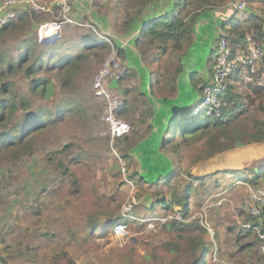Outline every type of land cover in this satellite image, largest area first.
Instances as JSON below:
<instances>
[{
  "label": "rangeland",
  "instance_id": "obj_1",
  "mask_svg": "<svg viewBox=\"0 0 264 264\" xmlns=\"http://www.w3.org/2000/svg\"><path fill=\"white\" fill-rule=\"evenodd\" d=\"M39 1L46 9L35 14V19L30 18L29 22L35 24L41 20L37 29L44 21L63 22L58 41L53 43L56 48L51 50V59L44 61L43 67L31 77H50L53 93L46 99L40 94H31L29 80L21 71L10 73L9 77L15 80L11 89L31 97L28 111L41 115L44 121L31 133L32 153L13 160L9 153H0V264H50L52 254L60 249H65L76 264H190L193 261L191 254L182 252L175 257L162 247L159 233L168 220L159 224L156 230L158 222H155V228L147 225V218L172 214L176 208L181 210L184 220L203 224L207 230L203 237L210 239L208 242L212 241V245L215 242L224 254L234 253L236 232L228 228L244 223L239 208H246L247 188H232L226 195L216 196L218 189L224 188L223 181L218 188L206 191L195 190L191 186L187 213L177 203H173L171 208H161L159 204L153 210L148 207L156 202L157 192L163 189L164 180L158 181L161 175L173 173L170 184L180 195L190 174H201L199 160L194 162L193 158L197 153L195 148L182 145L177 153L172 151L170 144L165 148L161 146V137L166 133L159 128L158 121H161V113H169L171 106L167 109V102L156 100L160 97L156 89L158 85L154 84L152 91L148 89L141 93L153 69H162L164 64L173 69L178 64L177 51L173 53L172 61H166L169 51L161 53L153 47L127 41L124 21L129 7L123 6L127 0ZM261 3L262 0H249L247 8L237 13L238 17L244 20L249 14L260 12ZM166 7V0L155 2L157 12ZM221 9L202 12V17L197 18L194 24L191 45L182 49L184 68L179 78L178 97L175 104L172 103L174 108L171 111L177 117H174L175 123L189 120L190 116L185 114L198 99V95L194 98L197 89L192 95L191 84L195 86L210 78L218 32L224 30L222 21L230 13ZM68 19L72 22L68 23ZM92 21L105 26L101 29L106 33L100 31L98 34ZM31 26L23 29L26 36L37 30ZM87 35L102 37L104 46L87 50V56L79 66H74L75 70L70 73H64L68 80L64 87L56 79L54 71L46 68L80 52ZM136 35L138 32L134 33ZM110 40L114 41L125 73L128 72L113 85L121 96L122 104L127 106L125 113L118 115L131 125L130 132L113 140V147L110 146L107 124L102 119L103 100L96 97L92 89L95 73L110 53ZM21 52L15 31L0 37V69L6 70L8 58H16ZM262 59L257 70L260 66L264 68ZM4 79H0V83ZM155 82L156 76L153 77ZM259 82L264 84V75ZM24 114L25 111H15L8 126L13 128L11 125L20 121ZM255 116L253 110L243 114L239 126L251 129ZM155 130L160 131V138H152ZM128 147L131 155L127 166L120 155ZM66 166L79 176L78 190L70 188L68 174L63 173ZM131 172L132 177L129 176ZM255 172L260 170L255 168ZM167 196L172 200L171 194ZM185 201L183 196L182 205ZM123 213L131 215L126 222L127 233L123 236L113 230V225L120 221L114 223L111 220L106 228L92 227V216L113 218ZM198 233L196 228L191 232ZM212 250L211 246L206 254L207 263ZM202 254L194 264H201ZM256 254L249 256L255 258Z\"/></svg>",
  "mask_w": 264,
  "mask_h": 264
},
{
  "label": "trees",
  "instance_id": "obj_2",
  "mask_svg": "<svg viewBox=\"0 0 264 264\" xmlns=\"http://www.w3.org/2000/svg\"><path fill=\"white\" fill-rule=\"evenodd\" d=\"M158 0H127L123 3L127 9L125 12V36L127 41L134 44H143L146 47H153L157 51L166 54V61H172V55L175 51L178 53V64L173 69H168L164 64L162 69H153L148 74L147 84L143 87L141 93L152 91L153 85L157 84L156 88L159 92V96L156 100H163L167 102V109L161 113V121L159 128L165 130V135L161 137V146L165 148L167 144H170L172 151L178 153L182 145L195 148L197 153L193 157L194 162L197 160L208 159L215 154L238 144H248L252 142L264 141V84H259L264 68L257 70L259 62L256 65V72L252 74L251 81L239 80L233 82L223 95L224 108L223 112L219 116H206V117H190L187 122L175 123V114L172 111L175 104V100L179 93V78L184 68L183 52L182 49L189 47L192 43V34L194 30V24L197 18L202 17V12L205 10H216L222 8L221 11H228L224 8V5L229 0H166L167 9L155 11V2ZM239 1V0H235ZM184 9V10H183ZM260 12L249 14L246 19L242 20L238 17V14H232L227 20L228 26L224 28L226 38L233 46L242 45L245 42L247 33L253 34L258 42L264 45V0H262ZM217 11V10H216ZM155 16H152L154 15ZM35 14H32L28 10H21L20 16L17 21H12L0 28V37L4 36L10 31H15L18 39V47L22 52L16 58L9 57L6 70L0 69V79L5 78L0 83V153H9V157L13 159L21 158L26 154L32 153V131L40 127L43 124V118L41 115L28 111L30 109V98L27 94L21 91H13L11 88L15 84V80L10 78L12 71H21L26 79H28V87L31 94H40L41 98H47L53 93V80L47 76H35L44 64V61L50 60L51 50L56 48L53 43H42L37 40V30L30 36H26L23 33L25 27H30ZM227 16V15H226ZM224 16V18L226 17ZM223 17V16H222ZM223 18V19H224ZM188 19V21H186ZM41 20L35 21L32 24L37 29V24ZM92 26L97 30L98 34L104 32L101 28L105 27L99 25L97 22L92 21ZM104 29V28H103ZM107 29V28H105ZM138 32V35L134 36V33ZM111 41L110 49L114 46V41ZM84 47L76 55H71L68 59H63L61 62H54L48 68L47 71H54L56 79L64 87L68 83L64 73L72 72L75 70L74 66H79V62L84 60L87 56V50L93 48L102 49L104 46V40L102 37H96L87 35L83 39ZM108 46V45H106ZM48 47V48H46ZM109 47V46H108ZM116 48V47H115ZM38 50V51H37ZM117 50V48H116ZM118 52V50H117ZM122 52V50H120ZM2 55V53L0 54ZM119 55V52H118ZM155 57V56H154ZM48 58V59H47ZM154 60V59H153ZM264 60V58L262 59ZM160 70H164V73H160ZM162 72V71H161ZM128 72H124V76ZM123 76V77H124ZM156 76V82L153 83V77ZM158 76V78H157ZM123 77L120 79L122 80ZM69 78V77H68ZM192 79V78H191ZM118 82L115 83V85ZM192 83V81H191ZM192 95L194 90L197 91L194 94V98L201 91L199 82L191 84ZM197 85V87H196ZM152 93V92H151ZM128 92L125 90V95ZM128 96V95H127ZM126 101H127V97ZM195 104V103H194ZM193 104V105H194ZM192 105V107H193ZM126 103H123L119 113L123 114L126 111ZM163 107V106H162ZM253 110L256 113L254 117V123L252 131H248L239 126V120L243 114ZM15 111H25L24 116L20 121H17L11 128L8 126V121ZM189 111L187 112L188 115ZM169 114V115H168ZM177 118V117H176ZM156 121L154 120L153 123ZM152 138H160V131L155 130ZM160 146V147H161ZM129 147L121 151L120 157L124 159V165H130ZM1 162V161H0ZM182 169V167H180ZM135 171V170H133ZM63 173L68 174L70 188L78 190L79 188V176L67 166L63 168ZM173 173L166 176H160L158 181L164 180L161 191L157 192V200L151 203L149 209H156V205H160L161 208H171L173 203L182 206V210L187 213L190 209L189 203V191L191 186L195 190L210 188H218L221 180L217 177L216 173H209L202 176L193 175L189 176L186 188L183 193L178 195V192L173 190L170 184V179ZM129 176H133L131 172ZM250 184L264 183V169H261L259 174L255 175L253 168L248 170V174L243 178ZM195 184V185H194ZM171 194V199L167 194ZM185 196V204L182 205L181 200ZM246 208H239V213L242 216L244 223H251L258 225L262 231H264V209L261 216L255 219L249 212V199ZM147 207V208H148ZM240 207V206H239ZM135 214V213H134ZM111 220L115 222L129 220L128 216L120 214L111 218L99 219L97 216H92L90 221L93 229L97 227H108ZM113 223V224H114ZM112 224V225H113ZM236 227V228H234ZM199 231L198 234H191L194 229ZM232 232H236V249L234 253L229 255L224 254L220 247H217V257L229 264H264V255L258 251L259 238L257 233L253 229L246 228L241 225H233L228 228ZM206 228L200 221L189 220H177L172 219L165 223L159 233L161 237V245L165 250L171 252L175 257H179L182 252L191 254L193 261L190 264H194L197 258L202 252L201 264H216L209 259V263L206 261V254L211 249L212 241L208 242L203 237V233H206ZM208 233V232H207ZM209 235V234H208ZM218 234H215V240H217ZM244 238V240H243ZM219 248L221 250H219ZM222 251V252H221ZM257 252L255 258H251L249 255ZM259 252V253H258ZM244 253L247 256H240ZM244 259L247 261L245 262ZM50 264H76L75 259L65 250L60 249L58 252L53 253L51 256ZM222 264V263H217Z\"/></svg>",
  "mask_w": 264,
  "mask_h": 264
},
{
  "label": "built area",
  "instance_id": "obj_3",
  "mask_svg": "<svg viewBox=\"0 0 264 264\" xmlns=\"http://www.w3.org/2000/svg\"><path fill=\"white\" fill-rule=\"evenodd\" d=\"M249 0H229L224 8L230 12L222 21L223 26L227 27V20L230 15L238 13L247 8ZM64 6V4L62 3ZM69 6L66 8L68 10ZM46 6L39 0H0V28L4 25L17 21L21 10H28L32 14L44 11ZM64 10V7H63ZM71 23V19L67 20ZM62 21H44L40 23L37 29V40L42 43H54L60 36ZM264 58V45L257 41L251 33H247L245 42L239 46H233L229 43L226 34L222 29L218 32L217 45L214 48L213 69L210 78L203 80L199 87L201 89L198 99L191 108L189 115L196 117L219 116L223 112V95L233 82L239 80L251 81L252 74L256 72V65ZM124 66L115 47H111L110 53L101 63L99 70L95 73L92 83L94 95L103 100L104 112L102 119L107 124L110 134V146L113 147V140L116 137L130 132L131 125L119 117V110L122 106V99L119 92L113 85L124 76ZM260 83V82H258ZM115 151V150H114ZM249 212L258 219L264 209V184L251 185L248 188ZM221 202V201H220ZM174 213H168L164 216L154 215L146 219L150 228H155V222L158 225L172 219L184 220L180 209L176 208ZM131 217V215L123 213ZM243 226L255 230L259 238L258 247L261 254L264 255V231L251 223H243ZM128 223L120 221L113 225V230L121 236L127 233ZM213 234V232L211 233ZM211 261L214 263L229 264L217 257V247L212 250Z\"/></svg>",
  "mask_w": 264,
  "mask_h": 264
},
{
  "label": "crops",
  "instance_id": "obj_4",
  "mask_svg": "<svg viewBox=\"0 0 264 264\" xmlns=\"http://www.w3.org/2000/svg\"><path fill=\"white\" fill-rule=\"evenodd\" d=\"M262 75H264V72ZM260 83L262 84L263 82ZM248 131H252V128L248 129ZM251 168H253L254 171L255 168L260 171L264 169V141L242 145L238 144L208 159L199 160L198 170L201 174L197 175L202 176L213 172L216 173L217 177L223 181L222 184L224 186V188L218 189L216 196H224L230 192L232 188L241 189V187H244L248 189L249 186L256 185L243 181V178L247 176L248 170ZM257 174H259V172H255V175ZM247 196L249 199V195ZM221 232L223 233V231ZM215 246L217 247L214 242L212 247L214 248Z\"/></svg>",
  "mask_w": 264,
  "mask_h": 264
},
{
  "label": "bare ground",
  "instance_id": "obj_5",
  "mask_svg": "<svg viewBox=\"0 0 264 264\" xmlns=\"http://www.w3.org/2000/svg\"><path fill=\"white\" fill-rule=\"evenodd\" d=\"M190 112V111H189ZM188 115H189V113H188ZM190 116V115H189ZM190 117H193V116H190ZM195 117V116H194Z\"/></svg>",
  "mask_w": 264,
  "mask_h": 264
}]
</instances>
